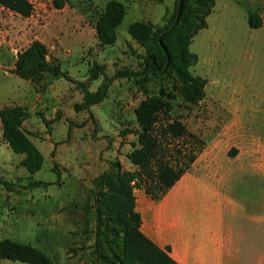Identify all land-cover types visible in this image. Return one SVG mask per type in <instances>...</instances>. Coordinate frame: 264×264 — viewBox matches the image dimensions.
<instances>
[{
	"label": "rangeland",
	"instance_id": "1",
	"mask_svg": "<svg viewBox=\"0 0 264 264\" xmlns=\"http://www.w3.org/2000/svg\"><path fill=\"white\" fill-rule=\"evenodd\" d=\"M29 1L33 10L27 17L0 6V108H24L22 127L44 162L28 175L21 165L23 155L2 140L0 124V177L13 184L12 191L0 185V240L29 243L50 264H103L92 248V180L115 159L134 169L125 157L134 136L122 138L119 131L137 127L134 110L144 94L132 78L121 77L112 81L102 102L75 112L73 105L82 95L73 83L51 74L31 82L11 69L16 53L37 39L45 44L50 61L95 91L103 77L88 79L93 61L103 64L109 76L115 69L138 70L141 59L133 51L142 54L143 49L129 36V24L162 25L174 0H117L125 15L116 40L103 47L94 26L108 0H63L60 8L54 0ZM214 2L207 26L189 45L198 57L190 71L207 79L203 97L188 103L176 93L166 114L197 135L204 148L159 200L142 189L134 194L137 205L140 195L161 205L168 195L188 190L208 197L229 194L238 202L224 214L234 242L230 264H264V29L247 24L248 13L264 12V0ZM138 79L148 94L157 92L156 75ZM27 176L44 186L26 187ZM0 264L25 263L3 259Z\"/></svg>",
	"mask_w": 264,
	"mask_h": 264
},
{
	"label": "trees",
	"instance_id": "2",
	"mask_svg": "<svg viewBox=\"0 0 264 264\" xmlns=\"http://www.w3.org/2000/svg\"><path fill=\"white\" fill-rule=\"evenodd\" d=\"M60 8L63 0H54ZM161 3L163 0H155ZM214 0H174L170 14L163 16L164 23L133 21L127 32L143 49L136 54L141 59L136 71L121 68L107 75L104 65L93 61L88 69V79L100 76L103 82L91 91L85 82L77 80L48 59L44 43L34 39L16 53L11 73L31 82L40 81L44 74L64 78L79 89L82 98L73 105L75 112L88 111L102 102L112 81L121 77L132 78L144 94L134 110L137 127H125L120 137L134 136L129 142L126 159L134 169H125L119 160L108 162V168L92 180V204L94 228L92 248L103 264H179L170 254V247L156 245L141 231V215L136 209L134 190L142 189L153 200H159L189 170L204 148V142L177 119L167 117L169 100L178 93L188 103L199 101L204 94L207 79L194 75L190 67L196 64L197 55L189 50L192 38L207 26L206 18L212 12ZM0 6L23 17L33 10L29 0H0ZM125 15L124 5L108 0L95 22L98 45L103 47L116 40V28ZM250 28L264 29V12L248 13ZM158 77L155 94H148L138 77ZM169 79L166 84L163 79ZM25 111L19 105L0 108L1 138L17 154H22L21 165L28 175L40 170L44 158L29 139L22 122ZM45 125L48 124L44 120ZM70 127L67 132L69 133ZM53 153V150H52ZM28 188L45 183L28 178ZM0 185L12 191V183L0 177ZM25 264H50L49 257L37 247L8 238L0 240V260Z\"/></svg>",
	"mask_w": 264,
	"mask_h": 264
},
{
	"label": "crops",
	"instance_id": "3",
	"mask_svg": "<svg viewBox=\"0 0 264 264\" xmlns=\"http://www.w3.org/2000/svg\"><path fill=\"white\" fill-rule=\"evenodd\" d=\"M193 192L168 195L161 205L142 195L137 205L135 198L141 231L159 247L169 246L170 256L179 264L232 263L234 242L224 214L238 202L229 194L208 197Z\"/></svg>",
	"mask_w": 264,
	"mask_h": 264
}]
</instances>
